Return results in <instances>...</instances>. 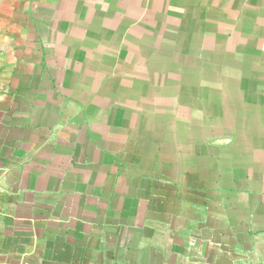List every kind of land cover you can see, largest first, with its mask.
Wrapping results in <instances>:
<instances>
[{"label": "crops", "instance_id": "crops-1", "mask_svg": "<svg viewBox=\"0 0 264 264\" xmlns=\"http://www.w3.org/2000/svg\"><path fill=\"white\" fill-rule=\"evenodd\" d=\"M236 238H264V0H0V264Z\"/></svg>", "mask_w": 264, "mask_h": 264}, {"label": "rangeland", "instance_id": "rangeland-1", "mask_svg": "<svg viewBox=\"0 0 264 264\" xmlns=\"http://www.w3.org/2000/svg\"><path fill=\"white\" fill-rule=\"evenodd\" d=\"M242 243V238H236L235 246L220 245L219 251L211 255L205 254L202 247L203 264H264V238H252L250 246H244Z\"/></svg>", "mask_w": 264, "mask_h": 264}]
</instances>
